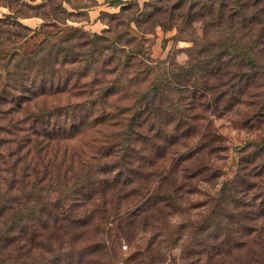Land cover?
<instances>
[{
	"label": "rangeland",
	"instance_id": "rangeland-1",
	"mask_svg": "<svg viewBox=\"0 0 264 264\" xmlns=\"http://www.w3.org/2000/svg\"><path fill=\"white\" fill-rule=\"evenodd\" d=\"M221 2L0 0V58H6L0 68L1 83L13 88L35 86L37 91L60 85L64 91L38 98L30 111L0 118V129L12 120L15 125L56 107L59 120L52 122L61 131L60 125L70 120L79 126L74 133L87 135L132 133L130 127L134 133H146L155 125L153 133H217L222 137L217 144L220 151L209 163L217 177L196 182L199 193L186 201V207L207 204L234 178L241 157L249 154L240 150L264 142V16L256 15L264 0L231 3L233 13L244 4V17L235 23L238 29H231L228 20L221 21ZM227 43L235 47L228 50ZM33 54L32 60L19 66L22 78L13 79L17 57ZM110 224L95 223L84 242L68 239L80 254L62 264L96 260L150 264L135 254L146 247L152 234L135 233L127 242L115 228L109 230ZM185 240L179 245L188 246ZM96 245L108 252L102 260L84 251ZM165 245L169 248L158 264L190 263V257L182 258L180 248L170 242ZM39 251L38 256L46 255V250ZM48 258L50 254L39 264Z\"/></svg>",
	"mask_w": 264,
	"mask_h": 264
},
{
	"label": "trees",
	"instance_id": "trees-1",
	"mask_svg": "<svg viewBox=\"0 0 264 264\" xmlns=\"http://www.w3.org/2000/svg\"><path fill=\"white\" fill-rule=\"evenodd\" d=\"M235 1L242 2L222 0L218 8L231 29H238L235 23L244 17V4L234 13L230 9ZM256 15L264 16V6ZM234 47L227 43L228 50ZM34 57H17L10 76L22 78L19 66ZM5 61L0 58V68ZM60 89L13 88L3 85L0 76V118L30 111L38 98L64 92ZM40 112L0 129V264H39L48 254L44 264H62L80 254L68 239L84 242L88 229L100 222H110L109 230L115 228L127 242L135 233L152 234L135 254L150 264H158L167 242L181 249L183 259L190 257L189 264H264V142L240 150L249 154L241 157L236 175L216 198L187 208L186 201L199 193L195 183L217 177L209 163L220 151L219 134L153 133L156 125L134 133L132 118L127 125L132 133L87 135L74 133L76 121L63 122L64 131L58 130L52 121L59 120L60 108ZM184 240L188 246L179 245ZM100 245L84 251L102 260L108 252ZM39 250L46 255L38 256Z\"/></svg>",
	"mask_w": 264,
	"mask_h": 264
}]
</instances>
